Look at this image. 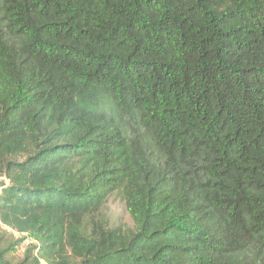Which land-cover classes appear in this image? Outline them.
Listing matches in <instances>:
<instances>
[{"label": "trees", "instance_id": "1", "mask_svg": "<svg viewBox=\"0 0 264 264\" xmlns=\"http://www.w3.org/2000/svg\"><path fill=\"white\" fill-rule=\"evenodd\" d=\"M0 223V264H264V0H0Z\"/></svg>", "mask_w": 264, "mask_h": 264}, {"label": "rangeland", "instance_id": "2", "mask_svg": "<svg viewBox=\"0 0 264 264\" xmlns=\"http://www.w3.org/2000/svg\"><path fill=\"white\" fill-rule=\"evenodd\" d=\"M105 213L109 216V221L111 223H114L115 225L130 224L129 216L127 215L125 210L124 200L118 194L114 195L111 198V200L108 202L107 210ZM7 233H8L6 237V241H8L7 245L10 246V248H12L9 258L15 262L22 260L25 254L29 252L31 248L30 247L28 248L27 245L22 242L23 238H21L22 236H20L18 233L11 232L10 230H8ZM34 244H37V242L34 241ZM33 254L36 255L37 250H34Z\"/></svg>", "mask_w": 264, "mask_h": 264}, {"label": "built area", "instance_id": "3", "mask_svg": "<svg viewBox=\"0 0 264 264\" xmlns=\"http://www.w3.org/2000/svg\"><path fill=\"white\" fill-rule=\"evenodd\" d=\"M19 235L22 236V238H23L22 242L25 243L27 245V247L34 245V241H35L34 239H32L31 237H29L26 234H19Z\"/></svg>", "mask_w": 264, "mask_h": 264}]
</instances>
